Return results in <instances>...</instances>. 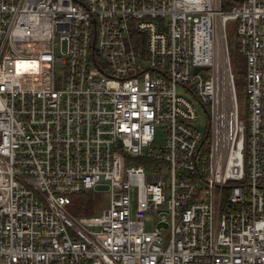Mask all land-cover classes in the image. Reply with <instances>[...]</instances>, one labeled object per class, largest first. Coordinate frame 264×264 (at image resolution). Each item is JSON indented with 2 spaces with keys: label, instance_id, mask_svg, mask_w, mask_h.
<instances>
[{
  "label": "built area",
  "instance_id": "2783aa9c",
  "mask_svg": "<svg viewBox=\"0 0 264 264\" xmlns=\"http://www.w3.org/2000/svg\"><path fill=\"white\" fill-rule=\"evenodd\" d=\"M0 264H264V0H0Z\"/></svg>",
  "mask_w": 264,
  "mask_h": 264
},
{
  "label": "rangeland",
  "instance_id": "374dc122",
  "mask_svg": "<svg viewBox=\"0 0 264 264\" xmlns=\"http://www.w3.org/2000/svg\"><path fill=\"white\" fill-rule=\"evenodd\" d=\"M230 24V23H229ZM234 28V26H233ZM232 28V30H233ZM228 47L231 53H236L238 51L237 49V40H236V34L234 31H230L228 34ZM233 56H236V54H232ZM239 62L236 63L235 60H233V66H236L240 73L236 74V90H237V100H238V112L239 116L245 120L247 115V107H246V93H245V79H244V72H245V62L243 55H239ZM198 125L199 128L202 130L204 128V125L207 123V114L204 110H202L201 107H198ZM161 137V136H160ZM158 143V141H157ZM100 190L107 189V184H101L99 185ZM109 201V195L107 193H102L95 198V203L93 205V213L99 212L103 207H105L108 204ZM150 222L147 220L145 222V228L148 230L150 229Z\"/></svg>",
  "mask_w": 264,
  "mask_h": 264
},
{
  "label": "trees",
  "instance_id": "16d2710c",
  "mask_svg": "<svg viewBox=\"0 0 264 264\" xmlns=\"http://www.w3.org/2000/svg\"><path fill=\"white\" fill-rule=\"evenodd\" d=\"M233 3L234 2H232V4ZM234 25H235V23H233V22H230V24L228 23V25H227V38H228V34L230 33V31H234V28H233ZM232 28H233V30H232ZM232 54H236V56H233ZM238 54L240 55L239 51H237L236 53H231V51L229 50L230 60L232 62V68H233L234 76H235V82H236V74L242 73L238 70V68L236 66H233V60H235L236 63L239 62ZM236 92H237V90H236ZM207 140H208V134H205L204 145H207ZM98 195L99 194H95L92 192H80V193L72 195V203L70 205V211L75 215L92 214L93 213V205L95 203V198H97Z\"/></svg>",
  "mask_w": 264,
  "mask_h": 264
},
{
  "label": "water",
  "instance_id": "95a60500",
  "mask_svg": "<svg viewBox=\"0 0 264 264\" xmlns=\"http://www.w3.org/2000/svg\"><path fill=\"white\" fill-rule=\"evenodd\" d=\"M233 1H235V2H240V1H242V0H233ZM199 68L198 67H195V71H197Z\"/></svg>",
  "mask_w": 264,
  "mask_h": 264
}]
</instances>
